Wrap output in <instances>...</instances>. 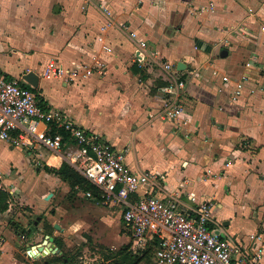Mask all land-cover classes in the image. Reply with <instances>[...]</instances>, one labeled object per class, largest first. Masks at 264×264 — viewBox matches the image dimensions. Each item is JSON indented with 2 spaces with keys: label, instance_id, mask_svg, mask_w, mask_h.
Segmentation results:
<instances>
[{
  "label": "crops",
  "instance_id": "1",
  "mask_svg": "<svg viewBox=\"0 0 264 264\" xmlns=\"http://www.w3.org/2000/svg\"><path fill=\"white\" fill-rule=\"evenodd\" d=\"M104 9L112 14L106 16ZM142 41L149 44L146 51L140 50ZM52 61L64 73L46 77ZM178 62L186 68L178 71ZM29 72L39 76L35 93L43 108L59 109L114 149H127L125 161L133 172L159 176L152 189L157 197L174 199L190 213L210 204L209 228L241 248L233 262L264 264V0H0V73L24 80ZM173 75L186 82L188 132L151 116L164 106L163 87ZM244 75L243 93L233 100L235 82ZM16 149L0 142V153ZM45 156L49 167L62 165ZM24 158L9 154L0 167L1 187L13 197L0 216V264L76 258L69 242L82 250L78 264L110 262V253L140 258L151 247L156 252L160 239L151 233L134 238L120 207L105 206L79 188L72 191L34 157ZM95 221L113 226L125 244L98 253L100 261L94 257L91 263L84 258L92 240L87 230ZM48 236L60 253L30 256L28 247ZM258 247L263 249L259 261ZM139 264H156L155 253Z\"/></svg>",
  "mask_w": 264,
  "mask_h": 264
},
{
  "label": "built area",
  "instance_id": "2",
  "mask_svg": "<svg viewBox=\"0 0 264 264\" xmlns=\"http://www.w3.org/2000/svg\"><path fill=\"white\" fill-rule=\"evenodd\" d=\"M211 9H214L213 4ZM104 13L106 16L112 14L106 9ZM130 36L137 38L138 35L131 31ZM148 48L147 42H140V50ZM163 68L170 71L172 67L166 64ZM63 73L62 66L52 61L45 76ZM213 75L217 76L218 72L213 71ZM222 80L230 82L228 76H222ZM246 81L248 77L244 75L235 82L233 100L242 95ZM23 82L0 73V142L23 150L30 157L35 153V164L41 168L53 165L43 159V150L71 165L100 191L103 204L122 209L125 225L134 238L143 240L151 233L160 239L155 252L156 264H235L233 256L240 253L241 248L209 228L210 204L201 203L190 209V213L174 199L157 197L152 192L160 184L157 174L133 172L125 161L127 149H114L100 135L90 134L59 109L43 108L35 91ZM185 89L186 82L173 75L163 87L164 106L151 116L174 122L179 129L188 132L190 120L182 101ZM144 186L147 188L139 195ZM85 196L94 198L91 192H86ZM191 200L196 202V197ZM21 239L24 240L25 235ZM252 239L259 240L258 237ZM256 251L259 261L263 249L258 247Z\"/></svg>",
  "mask_w": 264,
  "mask_h": 264
},
{
  "label": "trees",
  "instance_id": "3",
  "mask_svg": "<svg viewBox=\"0 0 264 264\" xmlns=\"http://www.w3.org/2000/svg\"><path fill=\"white\" fill-rule=\"evenodd\" d=\"M38 88L33 89V91H37ZM63 133V132H62ZM57 160L53 159V163ZM44 170L50 173H54L62 178L64 181L68 182L71 186L72 191H74L77 187L81 189L84 193L91 192L94 199L96 201L101 200V193L100 191L91 183H89L79 172H77L71 165L67 162H63L60 168L49 167L45 166ZM12 195L9 191L4 190L1 187V178H0V216L8 211L10 203L12 201ZM22 234L26 233V230L23 228L18 227ZM150 250L144 252L143 256L138 258V256H131L128 254L126 257L124 256L123 252L120 253L121 258H119L118 254L110 253L107 255V260L111 259L110 262L101 263V264H139L140 261L144 260L150 254ZM44 264H78L75 257H69L68 255L64 256H57L54 259L45 262Z\"/></svg>",
  "mask_w": 264,
  "mask_h": 264
},
{
  "label": "rangeland",
  "instance_id": "4",
  "mask_svg": "<svg viewBox=\"0 0 264 264\" xmlns=\"http://www.w3.org/2000/svg\"><path fill=\"white\" fill-rule=\"evenodd\" d=\"M43 152L46 154L45 158H47V156H48L47 151L43 150ZM21 153L25 156V158H27L29 156V155H27L26 152H23L22 150L20 151V150H17V149L13 150V151H10V153H8L6 151L0 153V167H3V166H5L7 164V162H8L7 161V157H8L9 154H10V158L14 157V158L18 159V157H19L20 160H21V158H24V157H22ZM33 157H35V153L32 154L31 158H33ZM21 165L23 166V162L22 161H21ZM103 205H105V204H103ZM19 208H20V205H18L16 207V210H18ZM119 214L116 215V216L120 217ZM5 216H6V218L10 219V212L7 215H5ZM15 216H16V214H15ZM97 222L98 221H95L93 223L91 222V224L89 225V229L87 230V232L92 237V240H90V241L87 240V247H88V249L86 251L87 258H84V261L86 259V260L90 261L91 263H92V261L90 260V258L92 259L94 257H97V260L100 261V257L98 256V253L106 252L108 250H115L116 251V250H119L125 244L124 241L121 238H119V236H118L119 231L114 233L113 226H111L109 228L108 225L102 226L100 224H97ZM124 230H125L124 228L121 230V234L125 233ZM10 233H11L10 229H7L5 231V233H4V235H5L6 239H7L6 241L8 243L7 248L10 247V243H11V235H10ZM72 241L74 242V240H72ZM68 244H69V247H68L69 254L75 255L78 261L83 262V259L81 257V256H83L82 255L83 253H82L81 248L78 247V245H77L78 243L69 242ZM151 249H152L151 252H152L153 258H154L155 249L153 247H151Z\"/></svg>",
  "mask_w": 264,
  "mask_h": 264
},
{
  "label": "water",
  "instance_id": "5",
  "mask_svg": "<svg viewBox=\"0 0 264 264\" xmlns=\"http://www.w3.org/2000/svg\"><path fill=\"white\" fill-rule=\"evenodd\" d=\"M227 54L226 50H222L221 56L225 57ZM186 68V65L182 62H178L177 69L178 71H182ZM24 80L27 81L29 84H31L34 88L38 87L39 84V76L35 74L34 72H29L24 76ZM38 222H36V225ZM57 230H60L59 226H56ZM28 254L34 258H41L45 257L49 254H57L60 253L58 248H56L54 244V238L51 236H48L43 244L37 245V246H31L28 247Z\"/></svg>",
  "mask_w": 264,
  "mask_h": 264
}]
</instances>
